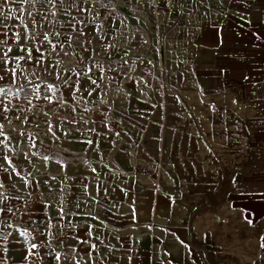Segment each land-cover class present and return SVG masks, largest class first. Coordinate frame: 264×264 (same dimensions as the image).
Returning <instances> with one entry per match:
<instances>
[{"label": "rangeland", "instance_id": "rangeland-1", "mask_svg": "<svg viewBox=\"0 0 264 264\" xmlns=\"http://www.w3.org/2000/svg\"><path fill=\"white\" fill-rule=\"evenodd\" d=\"M0 40V264H264V0H0Z\"/></svg>", "mask_w": 264, "mask_h": 264}, {"label": "snow or ice", "instance_id": "snow-or-ice-1", "mask_svg": "<svg viewBox=\"0 0 264 264\" xmlns=\"http://www.w3.org/2000/svg\"><path fill=\"white\" fill-rule=\"evenodd\" d=\"M34 2H35V0H34ZM48 2L51 3L52 0H48ZM3 34L7 35V33H3ZM14 37H15L14 43L19 44V39H20L19 33H14ZM25 39L26 40L27 39H33V37H30V36L26 35ZM44 39L45 40L48 39L46 34H45ZM54 48H55V45H53V49ZM11 51H12V47L8 44V41L7 40H0V62H3L4 65H5V68L3 70H0V73H2V74H0V82H2V83H0V106H2V107H0V111H2L3 113L9 112V111H11V109L3 104V99L2 98L7 97L9 94L18 95L20 92L24 91V86L21 84L17 88L16 92H12L11 88L6 86V84H7L6 76L8 74H10L11 77H12V81H11L12 84H16L17 81L19 80V75L17 73V68H19V61L20 60L31 61L33 59V49H31V48L25 49L23 46H21V51L25 52L26 55L25 56L16 57V58H13V57L9 56V53ZM35 52L37 53L36 63L39 64L43 60V53L41 52L39 47H37L35 49ZM13 59H15L17 61V63L13 67H8V65L12 62ZM93 83H95V81H93ZM48 87L51 90L52 86L49 85ZM33 94L34 95L36 94V89H33ZM25 98L27 99V96H25ZM45 99H49V101H50V98L47 97V96L45 97ZM28 102L30 104L31 100H29ZM17 118H19V117H17ZM2 128H3V125L0 124V135H3ZM2 158L7 160L9 165L11 166L12 161L7 156H4ZM4 170L6 171V169H4ZM2 187H4V184L2 182H0V188H2ZM2 197H3V193H0V198H2ZM0 211H4V209H0ZM8 211H11V209H8ZM36 247H37V245H35V244L31 245V248L29 249V252L31 253V249H34ZM56 259L59 260V255L56 256Z\"/></svg>", "mask_w": 264, "mask_h": 264}, {"label": "built area", "instance_id": "built-area-1", "mask_svg": "<svg viewBox=\"0 0 264 264\" xmlns=\"http://www.w3.org/2000/svg\"><path fill=\"white\" fill-rule=\"evenodd\" d=\"M134 2L147 9L149 14L169 25L174 18L177 0H134Z\"/></svg>", "mask_w": 264, "mask_h": 264}]
</instances>
